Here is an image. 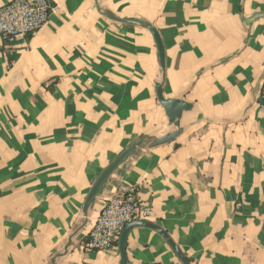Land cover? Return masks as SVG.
I'll list each match as a JSON object with an SVG mask.
<instances>
[{
    "label": "crops",
    "instance_id": "1",
    "mask_svg": "<svg viewBox=\"0 0 264 264\" xmlns=\"http://www.w3.org/2000/svg\"><path fill=\"white\" fill-rule=\"evenodd\" d=\"M13 0H0V8ZM34 36L0 41V264H120L86 251L105 200L136 187L191 264H264V0H52ZM144 21L152 34L110 18ZM194 105L175 131L157 98ZM139 143L105 184L99 176ZM127 264H182L147 227Z\"/></svg>",
    "mask_w": 264,
    "mask_h": 264
},
{
    "label": "built area",
    "instance_id": "2",
    "mask_svg": "<svg viewBox=\"0 0 264 264\" xmlns=\"http://www.w3.org/2000/svg\"><path fill=\"white\" fill-rule=\"evenodd\" d=\"M53 9L52 0L11 1L0 8V41L14 43L34 36L48 23ZM260 100L264 105V83ZM151 217L152 212L141 207L136 187L118 188L105 200L83 248L86 251L112 249L128 224L149 221Z\"/></svg>",
    "mask_w": 264,
    "mask_h": 264
},
{
    "label": "water",
    "instance_id": "3",
    "mask_svg": "<svg viewBox=\"0 0 264 264\" xmlns=\"http://www.w3.org/2000/svg\"><path fill=\"white\" fill-rule=\"evenodd\" d=\"M111 19L120 22V23H126L134 26H138L141 28H144L148 30L152 36L154 37V40L157 45L158 53H159V61H160V67L162 69V72L165 73L166 70V51L164 47V43L162 40V37L159 33V31L150 23L144 22V21H137V20H124V19H118L114 16H110ZM264 18V14H257L253 16L252 18L248 19L247 23L252 24L257 19ZM264 83V74L262 75L259 85H258V97H260L261 87ZM157 98L164 109L166 116L169 120V123L173 125L175 128V131L167 134L160 138H155L151 144L152 148H157L166 144H169L173 141H175L182 133H183V127L182 119L184 114L192 112L194 110V105L186 102L181 99H175V100H167L164 96V90L162 85L157 86ZM139 143H133L129 147H127L116 159L115 161L107 168L105 169L102 174L99 176L97 181L94 183L84 206V213L88 214L89 210L92 208L94 203L97 201L99 196L101 195L103 188L105 184L108 182V180L114 175V173L118 170V168L122 165V163L134 152V150L138 147ZM135 227H147L150 229H153L154 231L158 232L160 235H162L173 251L175 252L178 259L181 261L182 264H191V262L188 260V258L185 257V255L182 253L180 248L174 243L172 238L168 235V233L162 229L160 226L151 223L149 221H134L130 224H128L119 239L118 242V248L121 256V262L120 264H127L128 259L126 255V243L128 239V235L130 231Z\"/></svg>",
    "mask_w": 264,
    "mask_h": 264
}]
</instances>
